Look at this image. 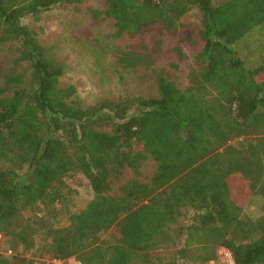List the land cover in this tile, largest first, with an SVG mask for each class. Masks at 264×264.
I'll list each match as a JSON object with an SVG mask.
<instances>
[{
  "label": "trees",
  "instance_id": "trees-1",
  "mask_svg": "<svg viewBox=\"0 0 264 264\" xmlns=\"http://www.w3.org/2000/svg\"><path fill=\"white\" fill-rule=\"evenodd\" d=\"M82 1L0 0V52L15 53L0 72V241L11 252L0 264H223L221 248L232 264H264V57L253 66L240 54L264 28V0H100L89 14L114 36H177L196 9L202 47L185 88L154 70L156 96L91 105L60 85L62 65L22 22ZM117 59L153 62L133 50ZM147 159V181L107 193ZM77 173L94 193L81 208L66 181ZM251 196L255 218L242 216Z\"/></svg>",
  "mask_w": 264,
  "mask_h": 264
},
{
  "label": "rangeland",
  "instance_id": "rangeland-1",
  "mask_svg": "<svg viewBox=\"0 0 264 264\" xmlns=\"http://www.w3.org/2000/svg\"><path fill=\"white\" fill-rule=\"evenodd\" d=\"M101 8L100 0H83L79 4L61 5L22 19L62 65L63 73L59 78L61 86H73L75 98L83 105H91L100 98L156 96L154 70L165 72L180 88L188 85V72L194 65V56L202 47L196 9L192 10L191 22L177 36L150 31L128 37L125 34L114 36L115 28L110 19H92L89 9ZM190 36L192 39H189ZM240 46L243 47L240 54L248 64H259L264 57V28L252 31ZM130 50L150 52L153 62L148 66L138 64L135 67H123L117 58ZM14 55L13 50L9 49L0 52V72L8 67L9 59ZM154 169L155 162L147 159L138 169L137 175L131 169L125 170L107 193L117 192L118 186L133 176L140 181H147ZM66 181L77 190L78 208L93 197L94 193L82 174H74ZM243 203L242 216L255 218L260 215L258 197H248ZM0 251L11 253L7 239L0 241ZM152 254L157 263V258L163 257L166 250L158 249ZM219 261L230 264L223 253H220ZM65 264H77V260L70 258ZM178 264L194 263L180 260Z\"/></svg>",
  "mask_w": 264,
  "mask_h": 264
},
{
  "label": "built area",
  "instance_id": "built-area-1",
  "mask_svg": "<svg viewBox=\"0 0 264 264\" xmlns=\"http://www.w3.org/2000/svg\"><path fill=\"white\" fill-rule=\"evenodd\" d=\"M219 252L225 254V255L227 256V258H228V262H229L230 264H232L231 253H230V251H229L228 249H226V248H221V249L219 250ZM53 261L56 262V263H59V262H60V261H57V260H53ZM77 264H78V262H77Z\"/></svg>",
  "mask_w": 264,
  "mask_h": 264
}]
</instances>
